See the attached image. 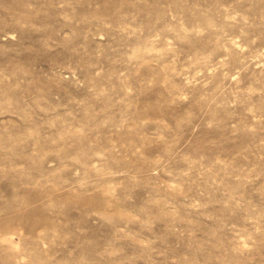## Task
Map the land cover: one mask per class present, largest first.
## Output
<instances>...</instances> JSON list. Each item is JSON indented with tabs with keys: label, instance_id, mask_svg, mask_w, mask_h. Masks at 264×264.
Returning a JSON list of instances; mask_svg holds the SVG:
<instances>
[{
	"label": "rangeland",
	"instance_id": "obj_1",
	"mask_svg": "<svg viewBox=\"0 0 264 264\" xmlns=\"http://www.w3.org/2000/svg\"><path fill=\"white\" fill-rule=\"evenodd\" d=\"M0 264H264V0H0Z\"/></svg>",
	"mask_w": 264,
	"mask_h": 264
}]
</instances>
